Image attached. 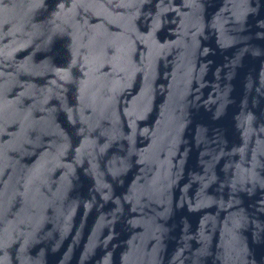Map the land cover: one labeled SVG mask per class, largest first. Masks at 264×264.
Segmentation results:
<instances>
[{
    "label": "water",
    "instance_id": "obj_1",
    "mask_svg": "<svg viewBox=\"0 0 264 264\" xmlns=\"http://www.w3.org/2000/svg\"><path fill=\"white\" fill-rule=\"evenodd\" d=\"M0 264H264V0H0Z\"/></svg>",
    "mask_w": 264,
    "mask_h": 264
}]
</instances>
